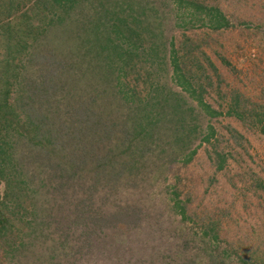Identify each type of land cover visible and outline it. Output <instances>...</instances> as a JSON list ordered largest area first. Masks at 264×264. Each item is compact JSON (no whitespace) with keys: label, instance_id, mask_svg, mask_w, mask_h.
I'll list each match as a JSON object with an SVG mask.
<instances>
[{"label":"rangeland","instance_id":"1","mask_svg":"<svg viewBox=\"0 0 264 264\" xmlns=\"http://www.w3.org/2000/svg\"><path fill=\"white\" fill-rule=\"evenodd\" d=\"M44 6L48 16L64 13ZM218 12L227 19L220 29ZM63 18L53 28L46 17L32 21L40 26L29 39L38 48L36 62L47 75L59 69L55 78L63 91L84 92L87 80L111 84L102 54L86 48L105 47L104 57L119 60L122 71L115 74L129 102L118 105L126 127L113 135L111 148L122 152L118 162L137 167L130 174L127 168L114 190L93 193V174L60 188L73 173L71 157L63 158L69 151L50 154L51 166L31 165L41 181L30 187L36 193L26 206L32 219L43 222L46 241L34 251L49 255L65 240L58 264H264V0H77ZM102 20L107 27L98 37L91 30ZM114 22L119 27L111 29ZM174 55L196 95L173 79ZM31 66L21 71V94L23 78L35 81L42 74L38 64ZM196 96L221 115L208 116ZM210 127L215 134L205 141ZM26 143L27 137L16 157ZM219 155L226 159L221 171ZM56 162L65 164L55 169ZM89 203L102 221L87 226L81 214L74 226ZM111 214L114 219L105 221ZM10 261L0 244V264Z\"/></svg>","mask_w":264,"mask_h":264},{"label":"trees","instance_id":"2","mask_svg":"<svg viewBox=\"0 0 264 264\" xmlns=\"http://www.w3.org/2000/svg\"><path fill=\"white\" fill-rule=\"evenodd\" d=\"M45 4L61 8L64 13L57 16L55 12L48 16L50 14H48ZM76 4L77 0H0V42L3 41V47L6 50L0 61V185L3 184L4 187L3 192L0 190V244L5 256H9L10 260L15 262L14 264H26L25 262L30 263V261L33 264H58L62 259L59 253L66 249L63 244H66L67 241L64 240L61 243L62 246L51 248L50 252L53 255L39 254L34 251L37 244L41 247L46 241L42 235L43 222H38L36 217L32 219L33 213L29 215L30 210L26 206L31 204L32 194L36 193L33 188L30 191V187L36 185L35 182L38 180L39 183L41 181L35 177L36 170L31 168V165L51 166L54 161L50 154L57 155L58 151H69L63 158L66 159L68 155L71 157L67 163H73L71 167L73 173L60 181V188H70L69 186L75 179L79 180L85 174H93L88 186L93 193L107 187L110 191L114 190L121 183L124 171L128 168L130 174L137 167L134 163L131 166L129 162H118L122 152L117 154L116 150L111 148L113 135L116 132L121 133L120 126L126 127V123L123 122V113H119L122 110L118 108V105L121 103L124 106L129 102L128 93L123 91L118 82L120 74L118 76L115 74V71L118 73L122 71V66L118 63L119 60L115 61V57L109 56V54L104 57L105 47L86 48L90 51L96 49L100 56L102 54L100 63L107 62L104 67L109 71L108 80L111 81V84L108 87L104 86L102 82H105V79L102 78L87 80L86 87H82L84 92L80 91L81 94L74 88H70L67 92L63 91L65 90L64 84L55 78L59 69L51 68L48 70L49 72L46 71L48 74L50 73L47 75L43 73L44 67L36 62L40 56L36 52L38 48L32 46L33 42H29V39L35 35L34 31L40 29L39 24H33L34 20L38 23L46 17L49 26L52 25L53 28L57 21L60 24L64 20V15L69 16ZM24 6L26 7L25 13L19 15V10ZM210 11L212 10L210 9ZM45 12H47L46 16ZM95 12L94 16L100 13L98 9ZM218 18L220 21L216 24V29L227 24V19L219 12ZM93 19L94 17H91L90 20ZM113 26L119 27V24L115 23L111 29ZM103 27L106 28L107 23L102 20L99 24H93L91 32L98 37L101 34L105 35L106 29ZM99 29L102 30L98 33ZM120 45L115 46L120 49ZM48 50L45 48L43 53L50 52ZM49 54L52 55V52ZM66 60L64 63H69ZM61 62L59 59V64ZM32 64H38L42 74H39V80L35 81L31 78H23L26 83L23 87L25 90L21 94V78L23 77L21 71L32 67ZM55 64H58V61ZM52 65L54 64L52 63ZM170 66L176 84L182 90L190 92V95H196L193 85L186 80L183 67L175 55ZM71 68L74 67L71 65ZM73 71L74 80H77L75 82L78 83L77 70ZM139 78L140 76L137 74L134 80ZM116 82L115 86L112 85ZM88 88L89 90H87ZM86 91H88L87 94ZM134 93L136 95V92ZM105 95H110V99L103 100ZM99 98L101 99L99 100ZM197 99L208 116L214 118L221 115L220 112L204 103L201 97L198 96ZM23 101L26 102L23 104L21 103ZM113 101L118 104L111 109ZM40 103L46 104L43 105L44 109L42 106L34 107V104L40 105ZM230 113L238 114L231 110L228 114ZM50 114H54L56 117H49ZM56 125V129L51 128ZM210 128L211 133L208 134L209 137L205 138V141L215 134L212 127ZM26 137L28 143L23 146L26 151L22 150L21 158L16 157V149L21 147ZM119 139L121 141L122 137L119 136ZM219 157L217 170L221 171L226 159L222 155ZM62 164L65 163L56 162L53 167L59 169ZM81 214L83 215L82 222L87 226H94L95 222L102 221L89 203L86 211L79 212L74 218V226L81 224L78 222ZM114 217V214H111L105 216L104 220H113ZM47 227L50 228V225ZM11 261L9 264H13Z\"/></svg>","mask_w":264,"mask_h":264}]
</instances>
